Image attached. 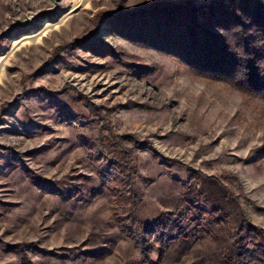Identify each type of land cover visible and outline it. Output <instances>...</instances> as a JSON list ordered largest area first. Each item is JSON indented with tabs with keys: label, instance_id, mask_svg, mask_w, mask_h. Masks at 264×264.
<instances>
[{
	"label": "rangeland",
	"instance_id": "obj_1",
	"mask_svg": "<svg viewBox=\"0 0 264 264\" xmlns=\"http://www.w3.org/2000/svg\"><path fill=\"white\" fill-rule=\"evenodd\" d=\"M186 1L228 0H0V264H240L239 228L264 246V101L124 19ZM160 216L162 254L140 225Z\"/></svg>",
	"mask_w": 264,
	"mask_h": 264
},
{
	"label": "trees",
	"instance_id": "obj_2",
	"mask_svg": "<svg viewBox=\"0 0 264 264\" xmlns=\"http://www.w3.org/2000/svg\"><path fill=\"white\" fill-rule=\"evenodd\" d=\"M139 13L143 15L136 16ZM133 17L148 28L147 33L139 30H134V33L143 35L145 39H153L158 49L177 56L198 75L229 82L264 101V0L221 1L204 9L194 8L190 1L177 5L156 2L135 14H128L124 19ZM127 168L133 180L135 167L126 162L124 169ZM132 186L136 187L134 180ZM227 193L233 196L229 189ZM256 210L264 211L259 206ZM140 225L143 227L142 233H155L156 249L162 254L168 241L174 238L171 227H176V221L171 216H160ZM245 229L251 237L254 228L251 229L250 225ZM240 230L242 228L233 236L235 240L240 239L233 241L237 261L240 264L261 261L260 256H264L263 244L258 242L251 247V242L244 243ZM139 237L138 242H146L145 235ZM141 253L148 257L144 244L141 245Z\"/></svg>",
	"mask_w": 264,
	"mask_h": 264
}]
</instances>
